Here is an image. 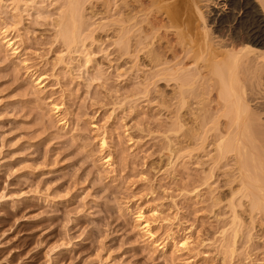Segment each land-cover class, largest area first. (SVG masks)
I'll return each mask as SVG.
<instances>
[{
	"label": "rangeland",
	"instance_id": "374dc122",
	"mask_svg": "<svg viewBox=\"0 0 264 264\" xmlns=\"http://www.w3.org/2000/svg\"><path fill=\"white\" fill-rule=\"evenodd\" d=\"M103 1L93 6L106 18ZM37 2L36 10L21 12L17 29L19 19L0 4V264H264V239L257 250L249 224L232 247L225 202L214 209L207 186L192 196L207 158L169 150L178 141L169 131L173 88L131 94L139 80L110 69L107 28L95 35L107 42L105 53L86 42L91 64L68 56L52 1ZM7 35L20 55L5 45ZM39 78L45 88L36 86ZM55 104L60 115L51 111ZM224 179L213 184L216 195L229 196ZM140 209L163 250L136 227ZM187 238L190 249L178 252L176 243Z\"/></svg>",
	"mask_w": 264,
	"mask_h": 264
},
{
	"label": "bare ground",
	"instance_id": "6f19581e",
	"mask_svg": "<svg viewBox=\"0 0 264 264\" xmlns=\"http://www.w3.org/2000/svg\"><path fill=\"white\" fill-rule=\"evenodd\" d=\"M37 1L2 0L0 4L7 3L19 19L14 24L17 29L21 12L36 10ZM51 1L50 7L58 12L53 23L57 39L68 56L77 53L91 64L94 57L85 45L94 41L105 53L107 42H97L95 35L107 28L110 69L126 81L139 80L131 94H165L157 88L164 83L173 88L169 131L178 141L169 150L192 159L200 152L207 158L203 164L208 172L192 196L200 197L207 186L212 207L221 209L225 204L231 211L232 247L250 226L254 234L246 233L257 240L255 248L260 250L264 239V0H106L102 5L106 18L93 6L98 0ZM96 17L103 23L90 22ZM5 32H10L9 27ZM4 42L15 55L21 54L10 35ZM36 86L46 87L40 78ZM51 111L60 115L62 107L55 104ZM101 144L106 147L105 136ZM104 164L111 167L112 158L108 156ZM217 175L225 177L223 187L229 196L216 195L212 186ZM136 224L161 247L145 210L138 211ZM227 234L224 230L220 235L224 239ZM191 244L187 238L175 247L184 252ZM227 247L228 251L235 248Z\"/></svg>",
	"mask_w": 264,
	"mask_h": 264
}]
</instances>
